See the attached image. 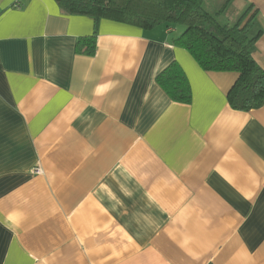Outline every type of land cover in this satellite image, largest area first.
Listing matches in <instances>:
<instances>
[{
    "label": "crops",
    "instance_id": "obj_1",
    "mask_svg": "<svg viewBox=\"0 0 264 264\" xmlns=\"http://www.w3.org/2000/svg\"><path fill=\"white\" fill-rule=\"evenodd\" d=\"M182 31L0 0V264H264V105L232 110L238 75L203 71ZM173 63L189 104L156 83Z\"/></svg>",
    "mask_w": 264,
    "mask_h": 264
},
{
    "label": "trees",
    "instance_id": "obj_2",
    "mask_svg": "<svg viewBox=\"0 0 264 264\" xmlns=\"http://www.w3.org/2000/svg\"><path fill=\"white\" fill-rule=\"evenodd\" d=\"M61 12L92 19L107 20L144 31L159 26L179 27L183 31L173 45L186 50L197 65L208 72H233L237 79L227 93L230 108L250 112L264 105V71L252 57L261 36L256 30V11L252 5L241 12L233 9V0L216 8L212 0H54ZM235 12L227 18V9ZM95 34L82 39L77 48L93 56ZM156 83L168 97L182 104L191 101L188 82L176 63L157 77Z\"/></svg>",
    "mask_w": 264,
    "mask_h": 264
},
{
    "label": "rangeland",
    "instance_id": "obj_3",
    "mask_svg": "<svg viewBox=\"0 0 264 264\" xmlns=\"http://www.w3.org/2000/svg\"><path fill=\"white\" fill-rule=\"evenodd\" d=\"M212 1L214 2L216 8H219V9L222 8L223 7L222 5H225L227 2V0H212ZM234 16H235V12L232 9L228 8L227 18L229 17L230 19H232L234 18Z\"/></svg>",
    "mask_w": 264,
    "mask_h": 264
},
{
    "label": "built area",
    "instance_id": "obj_4",
    "mask_svg": "<svg viewBox=\"0 0 264 264\" xmlns=\"http://www.w3.org/2000/svg\"><path fill=\"white\" fill-rule=\"evenodd\" d=\"M18 6V5H17Z\"/></svg>",
    "mask_w": 264,
    "mask_h": 264
}]
</instances>
